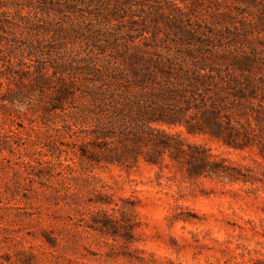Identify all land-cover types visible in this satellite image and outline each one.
<instances>
[{"label": "rangeland", "instance_id": "obj_1", "mask_svg": "<svg viewBox=\"0 0 264 264\" xmlns=\"http://www.w3.org/2000/svg\"><path fill=\"white\" fill-rule=\"evenodd\" d=\"M106 1L132 9L145 5L148 32L131 45L169 58L183 72L182 81H176L181 75L173 78L178 90L160 102H264V0ZM131 20L127 12L117 22L120 44L138 34L140 26ZM196 74L206 87L191 85ZM18 122L0 118V134L21 130ZM170 130L250 167L258 180L189 177L185 165L165 157L168 165L161 169L142 160L91 170L83 164L74 178L52 176L42 183L8 165L3 158L16 154L1 149L0 264H138V256L147 264L264 263V161L256 147L233 149L210 135H189L182 125ZM104 212L129 220L131 241L94 229ZM178 214L186 219H175Z\"/></svg>", "mask_w": 264, "mask_h": 264}, {"label": "trees", "instance_id": "obj_2", "mask_svg": "<svg viewBox=\"0 0 264 264\" xmlns=\"http://www.w3.org/2000/svg\"><path fill=\"white\" fill-rule=\"evenodd\" d=\"M127 12L140 28L120 44L117 22ZM147 13L145 5L132 9L119 1L0 0V118L19 120L21 127L0 134V150L16 154L3 158L8 165L46 183L52 176L74 178L83 164L91 170L108 164L131 167L142 160L161 169L167 157L185 165L189 177L258 180L250 167L190 143L170 128L182 125L189 135H210L237 150L256 147L264 161V102H160L178 90L173 78L181 75L176 81H182L183 72L169 58L131 45L148 32ZM158 74L165 78L159 81ZM192 79V86L207 85L198 74ZM238 93L243 97V90ZM215 95L221 97L219 91ZM94 222V229L131 241L128 219L118 221L104 212L103 220ZM122 255L132 260L127 252ZM136 259L147 264L143 257Z\"/></svg>", "mask_w": 264, "mask_h": 264}]
</instances>
